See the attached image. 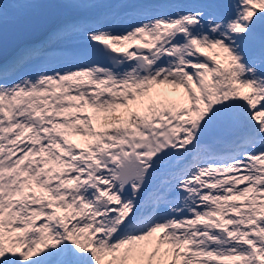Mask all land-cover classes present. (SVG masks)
<instances>
[{
    "label": "snow or ice",
    "instance_id": "6c2138e0",
    "mask_svg": "<svg viewBox=\"0 0 264 264\" xmlns=\"http://www.w3.org/2000/svg\"><path fill=\"white\" fill-rule=\"evenodd\" d=\"M0 264H264V0H0Z\"/></svg>",
    "mask_w": 264,
    "mask_h": 264
}]
</instances>
